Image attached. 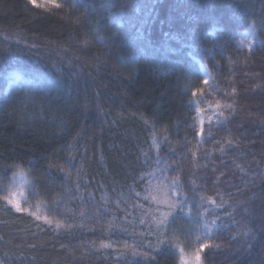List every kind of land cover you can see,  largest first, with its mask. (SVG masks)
Returning a JSON list of instances; mask_svg holds the SVG:
<instances>
[{"label":"trees","instance_id":"obj_1","mask_svg":"<svg viewBox=\"0 0 264 264\" xmlns=\"http://www.w3.org/2000/svg\"><path fill=\"white\" fill-rule=\"evenodd\" d=\"M82 6L89 17L81 7L0 0V90L14 70L67 89L58 132L0 119V177L26 170L70 219L57 228L0 197V264H147L120 241L152 208L153 186L173 201H215L203 264H264V0ZM91 20L103 26L102 42L91 37ZM250 23L261 43L246 51L235 36ZM131 40L206 64L211 82L198 95L219 116L204 118L199 139L180 106L182 75L160 74L140 54L133 67L122 63ZM149 254L178 264L171 250Z\"/></svg>","mask_w":264,"mask_h":264},{"label":"rangeland","instance_id":"obj_2","mask_svg":"<svg viewBox=\"0 0 264 264\" xmlns=\"http://www.w3.org/2000/svg\"><path fill=\"white\" fill-rule=\"evenodd\" d=\"M30 2V0H28ZM61 6L68 8L81 7L83 14L87 17L88 11L83 9L82 0H57ZM34 5V4H33ZM35 6L54 7L47 3V0H37ZM109 25L116 24L113 19L108 21ZM103 26L100 22L90 21L91 37L99 42L103 41L101 33ZM215 35V31L210 32ZM236 45L246 51H251L256 45L260 44L254 26L249 24L248 28L239 32L235 36ZM129 56H126L122 63L134 66L137 54L142 55L152 69L160 74L176 73L182 75V82L179 83L178 96L183 97L180 106L191 112L188 126L197 132V138H200L204 118L213 121L219 116L218 111L210 106L198 93L192 96V92L201 86H208L211 82V73L206 64L190 53L180 50L176 56H172L169 50L150 48L140 45L131 40L126 45ZM207 79L208 84L203 81ZM67 105V89L57 79L51 78L41 73H22L14 70L8 74L5 86L0 90V119H6L16 122L21 128L46 127L60 131L63 123V112ZM156 186L151 187L152 196L148 201L152 208H142L138 225L133 226L130 232H126L120 241L129 253L135 249L138 253L153 252V248H160L161 251L171 250L175 255L178 264H180L179 247H185L186 251H192L199 239L203 242L211 235L214 229V221L207 218V214L212 210L213 203L208 201H195L186 203L183 212L173 208L174 215L178 217L170 231L161 230L159 221L161 212L169 211V204H174L173 194L163 186L156 194ZM12 194L13 203H9L7 197ZM171 195V196H170ZM0 197L11 204L14 209L18 201L21 211L40 216V220L68 225V209L62 204H53L42 198L38 193L37 186L29 173L24 169H18L8 178L0 177ZM154 199V200H153ZM187 205H190L189 208ZM17 211V210H16ZM44 217L48 219L45 220ZM171 219V218H169ZM143 221V223H141ZM128 227V226H127ZM183 228L185 231H179ZM211 230L210 235H206ZM160 241H164L163 245ZM179 247H169L168 242ZM151 246V247H150ZM154 253V252H153ZM158 253V252H156ZM201 264L203 262L201 261Z\"/></svg>","mask_w":264,"mask_h":264},{"label":"snow or ice","instance_id":"obj_3","mask_svg":"<svg viewBox=\"0 0 264 264\" xmlns=\"http://www.w3.org/2000/svg\"><path fill=\"white\" fill-rule=\"evenodd\" d=\"M30 2L34 5L37 4V0H30ZM48 4L53 5L56 8H60L61 5L57 2V0H47ZM203 83L205 85L208 84V80L205 79L203 81ZM204 91V89H197L195 91L192 92V96H197V93H202ZM217 107H219V105H217ZM170 188L172 190H176L178 188V183L177 181H173L172 185L170 186ZM8 202L9 203H13V199H12V194L10 193L9 196L7 197ZM213 204H215V201H212ZM16 207L17 211H21V206L20 203L17 201L14 205ZM186 206V203L184 201H180L179 198H176V202L174 204H169V211L167 212H161V219L159 221V227L161 230L164 231H170L173 229V225L175 224V221L178 219V217L176 215H174L172 209L175 208L177 209L179 212H183L184 208ZM189 208H191L190 205H187ZM33 215H36L35 213H32ZM171 218V219H169ZM37 219H40V216H37ZM45 220H47V217H44ZM50 222V221H49ZM141 223H143V221H141ZM57 228H59L61 225L57 224L56 225ZM179 231H185L183 228H179ZM211 230L209 229V233H206V235H210ZM165 242L164 241H160V244L163 245ZM107 246V245H104ZM168 246L169 247H179L178 245H173L170 241L168 242ZM151 247V246H150ZM213 247V245H211L208 240H204L203 242H201L199 239L197 240V245L196 247L188 252L186 251L185 247H179V252H180V264H201L202 261V253L205 252V250L209 249ZM218 247V246H217ZM161 249L160 248H153V252H159ZM132 256L136 257V256H141V258L143 260H145L147 262V264H155V259L156 257L154 255H150L147 252L144 253H138L135 251V249H133L132 251Z\"/></svg>","mask_w":264,"mask_h":264}]
</instances>
